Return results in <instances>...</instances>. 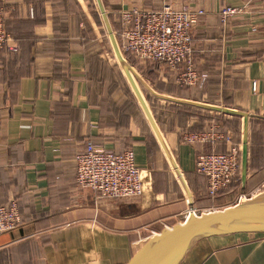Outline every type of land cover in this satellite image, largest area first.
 Wrapping results in <instances>:
<instances>
[{"label":"crops","instance_id":"obj_1","mask_svg":"<svg viewBox=\"0 0 264 264\" xmlns=\"http://www.w3.org/2000/svg\"><path fill=\"white\" fill-rule=\"evenodd\" d=\"M66 1L0 0L16 47L0 50V206L15 200L21 215L16 229L0 235V264H127L145 241L186 215L218 211L227 197L264 189V129L258 123H264V32L252 31L261 27L263 5H247L224 24L222 8L243 7L247 0H101L118 37L123 10L204 11L192 44L195 70L207 80L185 88L177 84L178 71L169 73L164 64L142 72L128 62L123 40L113 43L95 0L116 71L85 44L91 36L83 29L81 1L73 0L74 14ZM116 74L123 86L116 87ZM212 108L249 116L246 182L241 174L240 186L215 199L207 196L197 155L227 147L192 146L182 134L217 122L242 146L244 119ZM88 142L116 153L134 151L143 195L110 200L80 187L75 158ZM182 264H264V235L201 241Z\"/></svg>","mask_w":264,"mask_h":264},{"label":"built area","instance_id":"obj_2","mask_svg":"<svg viewBox=\"0 0 264 264\" xmlns=\"http://www.w3.org/2000/svg\"><path fill=\"white\" fill-rule=\"evenodd\" d=\"M264 0H247L243 7L226 6L220 11L224 24L232 17L245 12L247 5ZM120 27L117 31L123 40L126 54L145 63H164L171 69L183 70L178 73V83L193 86L204 83L206 75H199L193 61L192 31L204 15L202 9L188 6L174 8L163 6L145 10L133 7L120 13ZM253 33L264 32V17L261 27H253ZM11 35L6 28L5 9L0 5V50L9 48ZM192 146L216 141L226 143V152L199 153L197 171L207 178V196L215 199L227 191L238 176L241 146L236 144L230 134H191L186 137ZM76 182L85 189H90L103 199L134 198L143 195L145 180L143 170L136 164L134 151L116 153L88 142L85 149L77 154ZM246 198H243V200ZM214 212L206 210L204 214ZM194 216H200L193 213ZM185 216V220L190 216ZM21 223V215L15 200L0 206V235L16 229Z\"/></svg>","mask_w":264,"mask_h":264},{"label":"water","instance_id":"obj_3","mask_svg":"<svg viewBox=\"0 0 264 264\" xmlns=\"http://www.w3.org/2000/svg\"><path fill=\"white\" fill-rule=\"evenodd\" d=\"M98 2L110 37L115 43L104 7L101 0ZM119 59L128 73V66ZM212 109L244 119L241 174L242 182L245 183L248 171L249 116L233 109ZM234 235H248L251 238L264 235V191L223 210L200 216L190 215L183 223L164 228L145 241L127 264H182L199 242Z\"/></svg>","mask_w":264,"mask_h":264},{"label":"rangeland","instance_id":"obj_4","mask_svg":"<svg viewBox=\"0 0 264 264\" xmlns=\"http://www.w3.org/2000/svg\"><path fill=\"white\" fill-rule=\"evenodd\" d=\"M81 1V7H82V17L81 19H83L84 23H83V29L87 31V34L89 36V39H90V36H91V42L93 43L92 44V48H95L96 51H100L101 52V56L103 57L102 59L105 60V61H108V62H111L114 64V68L116 69V71H120L119 67L117 66V64L115 63V57L111 51V48H110V43H109V39L107 37V34L105 32V29L102 25V21H101V18L99 16V10H98V7H97V4L95 2V0H80ZM66 5H67V9L70 11V13H75V12H78V7H77V10H76V5L74 3L73 0H67L66 1ZM5 9V8H4ZM80 9V8H79ZM98 11V12H97ZM6 13V11H5ZM72 14V15H73ZM77 17H78V13H77ZM80 19V20H81ZM110 24V22H109ZM110 27L112 28V31H113V26L110 24ZM80 32V31H79ZM112 35H113V38L116 41L117 40V35L115 33L112 32ZM82 37V34L80 35L77 34V39H76V44H78V40ZM119 38V37H118ZM119 45V44H118ZM128 62L132 63L134 65L135 63V66L137 68H140V71H145L147 69H151V68H154V63H145L144 61H140L138 59H132V58H129L127 59ZM165 65V64H164ZM167 67V72L171 73V70L173 71H178V73L183 70V68L180 70L178 69H171L169 68L167 65H165ZM183 67V66H181ZM116 79H117V82H116V87L119 85L123 86L124 85V79L122 77V79L120 80V76L119 75H115ZM177 84L180 86V87H187L185 85H180L178 82ZM219 133L220 135H227V134H230L232 137H233V140L235 141V138H234V134L231 132L230 129H227V128H222V126L220 124H218L217 122H214L213 124L210 125V127L206 130H203V131H199V132H185L184 134H182V139L188 143L186 141V137L191 135V134H214V133ZM211 142V141H210ZM210 142H207V143H204L202 144V146H206V145H212V146H217L218 143H225L223 141H216L214 142L215 144H212ZM237 144V143H236ZM240 145V144H239ZM198 146V145H197ZM241 146V145H240ZM227 147V145H226ZM242 147V146H241ZM227 150H228V147H227ZM215 152H219L217 150H215ZM264 151H262L261 153H263ZM241 154H242V151H241ZM264 154V153H263ZM162 157L164 158L163 154H162ZM165 159V158H164ZM264 191L263 188H261V190H258V191H254L252 193H250V195H239L238 197H233V198H229L227 197L226 198V202H224L220 209L219 210H223L225 208H228V207H231L237 203H239L240 201L243 200V198H250L251 196H255L256 194L260 193ZM187 200V199H185ZM218 210V211H219ZM185 221V220H184ZM183 221V222H184ZM182 222V223H183ZM176 225V224H175ZM164 229V228H163ZM162 229V230H163ZM160 232V231H159ZM158 232V233H159Z\"/></svg>","mask_w":264,"mask_h":264},{"label":"trees","instance_id":"obj_5","mask_svg":"<svg viewBox=\"0 0 264 264\" xmlns=\"http://www.w3.org/2000/svg\"><path fill=\"white\" fill-rule=\"evenodd\" d=\"M5 22H6V20H5ZM6 28H7V25H6ZM7 30H8V28H7ZM9 32V31H8ZM85 44L86 45H92L93 43L92 42H89V40H86L85 41ZM128 55V54H127ZM129 56V55H128ZM129 58H132V59H135L134 57H131V56H129ZM156 63H159V62H155L154 64H156ZM161 64H164V63H161ZM206 78H207V76H206ZM207 79H205V81H206ZM204 81V82H205ZM200 84V83H199ZM259 123V126L261 127L260 129H264V123H261L260 121L258 122ZM238 144V143H237ZM239 145V144H238ZM218 146H224L225 148H226V143H218ZM227 151V148L225 149V151L224 152H226ZM263 151H264V149H263ZM220 152V151H219ZM223 153V152H222ZM264 153V152H263ZM262 153V155L264 156V154ZM241 168H242V154L240 153V166H239V171H238V176H237V178H236V180L233 182V184L231 185V187L233 188L234 186H240L241 185ZM230 187V188H231Z\"/></svg>","mask_w":264,"mask_h":264},{"label":"bare ground","instance_id":"obj_6","mask_svg":"<svg viewBox=\"0 0 264 264\" xmlns=\"http://www.w3.org/2000/svg\"><path fill=\"white\" fill-rule=\"evenodd\" d=\"M194 215V214H193Z\"/></svg>","mask_w":264,"mask_h":264}]
</instances>
